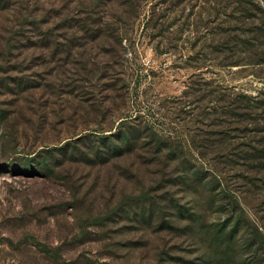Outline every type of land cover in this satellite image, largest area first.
<instances>
[{"label": "rangeland", "instance_id": "rangeland-1", "mask_svg": "<svg viewBox=\"0 0 264 264\" xmlns=\"http://www.w3.org/2000/svg\"><path fill=\"white\" fill-rule=\"evenodd\" d=\"M0 264H264V0H0Z\"/></svg>", "mask_w": 264, "mask_h": 264}]
</instances>
